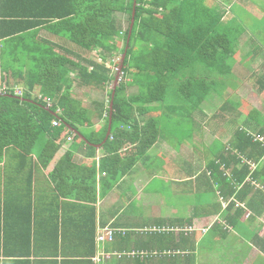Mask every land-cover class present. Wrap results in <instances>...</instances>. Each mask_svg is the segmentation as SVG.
<instances>
[{
	"label": "trees",
	"instance_id": "16d2710c",
	"mask_svg": "<svg viewBox=\"0 0 264 264\" xmlns=\"http://www.w3.org/2000/svg\"><path fill=\"white\" fill-rule=\"evenodd\" d=\"M231 1L67 0L73 11L62 17L64 29L52 32L72 43L73 50L0 49V79L8 86L0 95V264H33L44 258L40 250L57 251L58 237L51 241L49 232L39 231V215L33 207L39 190L37 175L66 142L73 140L49 174L51 186L61 190L63 198L87 202L90 193L95 194L97 171L101 183L113 188L149 159L148 152L164 139L161 115L171 108L165 104L174 85L173 99L180 98L182 107L188 108L186 118L194 122L208 117L202 105L212 93L225 97L212 118L229 126L225 133L232 137H225L221 147H215L217 141L199 145L207 156L203 179L230 200L225 224L246 231L242 222L246 212L251 220L264 214V110L244 108L228 93L237 89L238 43L252 25L242 27L250 15ZM118 14L127 16L126 28ZM250 22L259 28L254 30L260 37H255L264 38V18ZM139 47L143 49L136 51ZM95 51L99 57L91 58ZM26 59L30 60L28 71ZM114 60L119 62L117 73L122 70L113 98L116 76L109 63ZM257 78L255 88L264 93V74ZM14 87L22 89L21 97L14 95ZM131 88H137V94L128 95ZM86 91L106 93L107 106L102 102L86 106L82 93ZM96 121L103 122L97 131L92 129ZM81 147L86 157L101 150L99 165L79 163ZM51 227L58 232V225ZM92 256L93 252L76 256L72 264H89L86 261Z\"/></svg>",
	"mask_w": 264,
	"mask_h": 264
},
{
	"label": "crops",
	"instance_id": "0c3cea01",
	"mask_svg": "<svg viewBox=\"0 0 264 264\" xmlns=\"http://www.w3.org/2000/svg\"><path fill=\"white\" fill-rule=\"evenodd\" d=\"M212 1L208 0V3ZM231 2H237L239 8L244 7L250 15L246 16L242 27L246 24L252 27L246 28L238 43L235 57L241 63L237 66V89H229L228 93L233 94L243 106L264 110V98L262 101L259 99L258 106L244 98L239 99L242 90L252 96L264 97V93L255 88L254 81L258 79L257 75L264 74V38L258 39L260 34L254 29L259 31V28L250 22L251 18H264V0ZM71 6L67 0H0V49L62 47L73 50L72 43L52 32L64 29L62 17L72 13ZM218 6L224 8L221 4ZM118 17L123 19L125 15L118 14ZM5 51L11 56L8 50ZM97 52L90 57H99ZM28 60L26 71L30 66ZM137 92V88H131L128 95ZM85 93L89 94L88 91ZM199 122L196 121L197 124ZM102 125L103 122H95L92 129L97 131ZM225 137L229 140L232 135L227 133ZM195 140L200 146L212 145L213 142L205 135L195 136ZM72 142L67 141L49 167L37 175L39 190L34 196L33 209L36 208L39 215V231L43 234L49 232L47 239L51 241L58 237V249L49 252L40 250L39 254L44 258L40 257V261L33 264H72L77 260L76 256L92 252L94 256L86 261L89 264H264V214L251 220L246 213L242 218L246 231L241 229L238 232L225 224V210L230 200H224L216 186L211 187L205 178L202 179L207 167L204 147L198 145V150L189 142L177 140L178 148L173 149L169 146L171 141L161 139L148 152L149 159L145 158L135 166L113 188L101 183L102 177L97 171L95 194H88L89 200L81 202L73 196L61 197L62 191L53 189L49 179V174ZM66 146V151L61 154ZM78 151L77 161L85 165H99L103 158L101 150H97L99 153L96 152L94 157H86L84 147ZM152 155L162 160L161 166H156L161 172L154 171L155 167L151 166ZM186 156L192 162L185 161ZM159 177L167 180L169 185L172 183L163 190L169 193L168 212L163 211L161 215L151 212L144 216V209L159 207L153 200H163V191L152 189L154 180ZM209 191L213 193V198L203 200L202 195ZM26 205L29 207L28 201ZM17 211L15 216L19 217L21 213ZM52 224L58 225V232L51 227ZM105 228L115 229L116 236H119H115L113 242L99 243V232ZM152 229L166 231L149 232ZM44 242L46 240L42 241L40 248L45 247ZM141 253L144 255L132 256Z\"/></svg>",
	"mask_w": 264,
	"mask_h": 264
},
{
	"label": "rangeland",
	"instance_id": "374dc122",
	"mask_svg": "<svg viewBox=\"0 0 264 264\" xmlns=\"http://www.w3.org/2000/svg\"><path fill=\"white\" fill-rule=\"evenodd\" d=\"M210 4H211V2H210ZM123 20H124V28H126L127 27V16H125L123 18ZM141 49H143V47L137 48L136 51H139ZM97 54L99 55L98 52H97ZM118 58H120V57H118ZM114 61L111 62V64L109 63V67H111L113 75L117 76L118 75V73H117L118 68L115 64L119 63V62L116 60L114 63ZM121 77H122V75H121ZM176 89H177V87L175 85L171 87L170 94H169L168 99H167V104H165V107L167 105L171 108H166L163 111L164 113H162V115H161V118H162V120H161V124H162V135L161 136L162 137L161 138H164L162 140H165V141L167 140L168 142L171 141V143H169L170 145L169 144L168 145L170 147H172L173 149H174V147L178 148L177 140H179V141L184 140L185 142H189L192 145H195V147H196L199 144H196L195 136H202V135L204 136L205 135L207 140L211 141L210 139H212L213 141H217L215 147L223 146L224 143H226L224 138H225V136H227L225 131L229 128V126L224 125L223 121H218L217 119H213L212 116L225 103L224 95L219 94L218 92L211 94V96L206 101V103H204L202 105V110L205 112V114L208 115L209 118L206 117L204 119V122L199 120V118H197V121L198 122L200 121L197 124L196 122L192 121L191 119L186 118L188 108L182 107V104L179 102L180 98L176 99V97H175V99H173V95H175ZM244 91L245 90L241 91V94H240L241 97H239V99L244 98V99L248 100L249 102L253 103L255 106L260 105L259 99L262 101L264 98L263 96H260V97L257 95L252 96V95H250L249 92H244ZM84 94L86 95L85 92H84ZM85 97H86V102H85L86 106L92 107L94 102H99V103L102 102V103H105L107 106L108 96L106 95V93H102V92H98V91H91V93L87 94ZM244 108H245V105H244ZM223 115L228 116L229 114L223 113ZM199 133H202V134H199ZM214 139H217V140H214ZM67 147L68 146L64 147L61 154H63L66 151L65 149H67ZM97 153H99V152H97ZM208 154L210 157H212L210 151H208ZM155 157L156 156L152 155V158L150 159L149 162L151 163V166L155 167L154 171L161 172V169L157 168L156 166L160 167L162 160L160 158H155ZM58 158H59V156L56 159H58ZM182 160H183V157H182ZM185 161L192 162V159L190 160L186 156ZM174 165H173V168H174ZM162 172H164V171H162ZM202 179H203V176H202ZM167 184H168L167 180H163L162 177H159V178L154 180V182L152 184V189L163 191L172 185V183H170V185L169 184L167 185ZM168 194H169L168 191H163L162 202L158 199L153 200L152 202L157 204L159 207L154 208V209H144L143 210L144 216H146L147 213L150 214L151 212H154V213L158 212L161 215V212L164 211L167 214L169 206H170L169 201L167 200ZM206 198L212 199L213 193L211 191L204 193L202 195V199L204 200ZM191 200H192V198H191ZM177 205H179V203H177ZM246 213H247L246 217H248V212H246ZM166 214L163 216H166Z\"/></svg>",
	"mask_w": 264,
	"mask_h": 264
},
{
	"label": "built area",
	"instance_id": "2783aa9c",
	"mask_svg": "<svg viewBox=\"0 0 264 264\" xmlns=\"http://www.w3.org/2000/svg\"><path fill=\"white\" fill-rule=\"evenodd\" d=\"M118 71V69H117ZM8 90V86H6L5 84L2 83L1 79H0V95L5 93V91ZM13 91H14V95L18 96V97H21L23 95V91L19 88H13ZM54 126H57L58 123L54 122L53 123ZM263 139H261L262 141ZM166 230L162 229V230H157V229H152L151 231L149 232H165ZM117 232L115 229H112V228H105L103 229L102 231L99 232V235H98V242L99 243H106V242H113L114 241V238L116 236ZM125 234V233H123ZM139 255H144V253H141V254H132L133 257H136V256H139Z\"/></svg>",
	"mask_w": 264,
	"mask_h": 264
},
{
	"label": "water",
	"instance_id": "95a60500",
	"mask_svg": "<svg viewBox=\"0 0 264 264\" xmlns=\"http://www.w3.org/2000/svg\"><path fill=\"white\" fill-rule=\"evenodd\" d=\"M134 16H135V8H134V13H133V18H132V26H131V29H130V36H131V33H132V28H133V25H134ZM129 36V37H130ZM124 59H125V55H124ZM124 61V60H123ZM123 61H122V65H123ZM121 70H122V67H120L119 69V72H118V75L116 76L115 78V82H114V92H113V98H114V95H115V89L120 81V74H121ZM112 105H111V111H112ZM111 125H112V114H111V117H110V127H109V132H108V137L110 135V129H111ZM99 148V147H98Z\"/></svg>",
	"mask_w": 264,
	"mask_h": 264
}]
</instances>
